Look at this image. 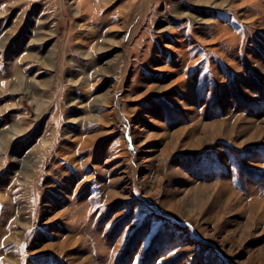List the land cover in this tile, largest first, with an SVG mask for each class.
I'll use <instances>...</instances> for the list:
<instances>
[{"label":"rangeland","instance_id":"374dc122","mask_svg":"<svg viewBox=\"0 0 264 264\" xmlns=\"http://www.w3.org/2000/svg\"><path fill=\"white\" fill-rule=\"evenodd\" d=\"M0 264H264V0H0Z\"/></svg>","mask_w":264,"mask_h":264},{"label":"trees","instance_id":"16d2710c","mask_svg":"<svg viewBox=\"0 0 264 264\" xmlns=\"http://www.w3.org/2000/svg\"><path fill=\"white\" fill-rule=\"evenodd\" d=\"M256 85H259V84H256Z\"/></svg>","mask_w":264,"mask_h":264},{"label":"bare ground","instance_id":"6f19581e","mask_svg":"<svg viewBox=\"0 0 264 264\" xmlns=\"http://www.w3.org/2000/svg\"><path fill=\"white\" fill-rule=\"evenodd\" d=\"M17 73V72H16ZM20 76V75H19Z\"/></svg>","mask_w":264,"mask_h":264}]
</instances>
